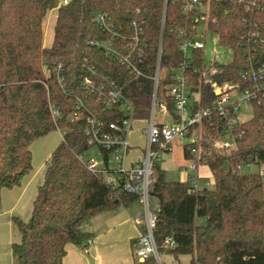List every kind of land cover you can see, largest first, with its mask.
Returning a JSON list of instances; mask_svg holds the SVG:
<instances>
[{"label":"trees","instance_id":"1","mask_svg":"<svg viewBox=\"0 0 264 264\" xmlns=\"http://www.w3.org/2000/svg\"><path fill=\"white\" fill-rule=\"evenodd\" d=\"M255 2L256 6L246 10L237 0H210V17L217 20L211 28L235 56L232 63L219 67L215 80L234 83L241 91H256L261 85L258 79L244 81L240 75L264 65V0ZM56 4L54 44L45 48L43 21ZM98 14L108 17L120 38H130L132 22L142 25L147 40L141 66L144 77L135 79L131 71L91 44L113 39L97 26ZM197 18L196 13L183 11L182 0H69L66 4L61 0H0V201L3 190L21 186L32 171L31 145L53 132H65L51 155L29 223L14 219L22 236L13 246L17 264H63L68 244L84 250L93 239L83 229L93 217L137 202L130 194L116 196L101 176L87 168L83 159L91 148L87 118L72 123L70 116L77 112L80 100L99 122L109 124L123 118L117 109L106 110L97 94L83 86L84 78L101 84L103 77L133 103L135 119L146 120L160 47L162 68H179L183 60L180 33L194 38L200 27ZM243 46L250 47L254 62L248 63ZM194 55L197 67L201 53ZM53 63L63 66L64 90ZM46 65L51 68L46 70ZM86 65L99 77L92 76ZM193 72L190 68L189 73ZM191 83L199 93L194 110L210 106L215 97L211 88L197 74ZM170 84L173 81L168 78L165 85ZM262 88L252 118L233 128L234 133L245 132L234 150L225 152L214 145L228 128L227 120L213 117L203 122L202 166L212 173V189L196 193L189 182L167 181L165 171L156 168L153 195L160 212L154 237L161 253L189 256L187 264H264V177L239 169L259 164L264 170ZM51 106L59 113L55 120ZM169 109L173 113L172 102ZM184 152L188 158L187 145ZM168 238L176 243L175 249L165 247ZM137 264L157 263L150 258Z\"/></svg>","mask_w":264,"mask_h":264},{"label":"built area","instance_id":"2","mask_svg":"<svg viewBox=\"0 0 264 264\" xmlns=\"http://www.w3.org/2000/svg\"><path fill=\"white\" fill-rule=\"evenodd\" d=\"M68 1L63 0V4ZM237 1L243 4L246 10L256 6L255 0ZM182 3L185 13H196L198 15L197 19L200 27L194 38L187 33H180L179 47L183 60L179 68L173 70L162 68L163 50L160 47L154 72L151 76L154 91L149 107V117L146 120L135 119L133 103L124 95L121 88L103 77L101 78V84H97L91 78H84L83 86L89 92L97 94L98 100L101 101L106 110L117 109L121 112L123 118L109 124L99 122L80 100L76 106L77 112L70 116L72 123L87 118V143L90 147L95 146L99 149L100 161L85 160L87 168L92 173L101 176L105 183L115 191L116 196L120 193L133 195L137 198V202L143 206L144 214L139 219L140 225H142L141 235L135 244V253L140 263L154 258L157 264H164L154 237V230L159 222L160 212V204L153 195L156 168L159 167L156 162L157 159L163 153L172 150L171 145L174 140H186L184 146H188V158H186L185 152L184 156L190 164L188 169L182 168L181 170L185 174L188 171L194 172L195 176L185 182H189L196 193L204 189H210V186L214 185L213 178L212 181H207L204 177L198 176V170L201 167H207L202 166L203 142L206 133L203 125L204 120H210L213 117L227 120L228 128L225 129L223 136L214 140V145L225 152L234 150L238 140L245 134L244 131L241 133L233 132V128L244 123L240 119L241 108L253 107V104L259 103V94L263 92L262 87H264V65L243 71L240 74L244 81L254 78L261 82L260 88L256 91H241L239 86L234 83L224 82L220 84L215 80L219 73V67L234 61V51L229 46L222 44L219 33L211 28V25L216 26L217 20L210 17V0H182ZM95 22L103 32L113 35V39L104 43L91 42V44L102 49L107 57L119 62L131 71L135 79L144 77L141 66L145 64L143 63V57L146 55L147 40L142 25L132 22L130 24V38H120L114 32L112 24L105 15L98 14L95 17ZM250 34L252 33L249 29L248 35ZM210 35H212L214 49L211 51V59L207 60V44ZM243 47L247 51L248 56L246 59L248 63L254 62L255 59L250 53V47ZM218 49H222V52L219 53ZM196 52L201 53L200 65L197 67L194 64L196 61L194 54ZM52 67L57 73L58 82L64 90V78L60 75L63 68L62 64L53 63ZM86 67L92 76L99 77L92 67L88 65ZM50 68V65L45 66L46 70ZM190 68L194 69L193 73H189ZM163 71L165 72L164 76H162ZM194 74L199 75L200 82L211 88L215 96L210 106L197 110H194V102L199 99V93L193 91L191 83ZM168 78L173 81V84L165 85ZM161 85L163 87L162 95H160ZM170 102L174 105L173 113L169 109ZM51 113L54 120L59 116L58 110L54 106H51ZM157 113L167 115L171 119L169 124L166 122L157 123L155 121ZM137 122L144 123L145 145L140 156L129 163V157L133 150L130 134ZM59 132L63 138L65 132ZM225 136H230L232 142L224 141ZM85 157L86 155H84ZM244 167L240 166L239 169L241 170ZM260 175L264 177L263 169H261ZM93 242V239L87 242L84 248L85 252L88 251ZM165 247L175 249L176 243L168 238L165 240Z\"/></svg>","mask_w":264,"mask_h":264},{"label":"crops","instance_id":"3","mask_svg":"<svg viewBox=\"0 0 264 264\" xmlns=\"http://www.w3.org/2000/svg\"><path fill=\"white\" fill-rule=\"evenodd\" d=\"M134 132L135 129L130 134L133 150L129 157V163L140 156L143 148H138L136 144L132 143L131 135ZM61 140L62 134L60 132L59 135L53 132L36 140L30 147L32 171L24 177L21 186L2 192L0 242L4 243L7 248L0 250V264L17 263L16 256L8 247L13 242L16 231H18L14 219L29 221L33 203L40 186L44 182L47 165ZM183 174L187 180L192 178L188 174ZM200 175L199 169L198 176L200 177ZM136 203L127 207L122 206L114 211L102 212L93 217L87 224L88 228L84 230L92 234L94 240L92 246L85 252L74 244H68L63 264H136L134 248L141 235L142 225H140L139 219L143 216Z\"/></svg>","mask_w":264,"mask_h":264},{"label":"rangeland","instance_id":"4","mask_svg":"<svg viewBox=\"0 0 264 264\" xmlns=\"http://www.w3.org/2000/svg\"><path fill=\"white\" fill-rule=\"evenodd\" d=\"M63 2V0H61ZM57 15H58V9L54 8L52 10H49L46 14V17L44 18L43 21V46L45 48H51L54 44V36H55V24L57 21ZM207 55L206 59L210 60L211 59V51H213L214 46H213V40H212V35L208 38V44H207ZM218 48V46H217ZM218 52H222V49H218ZM227 59V58H226ZM225 60V59H224ZM165 72H162V76H164ZM163 93V87L161 85L160 87V95ZM194 97V96H193ZM253 116V109L252 107H247V108H241V113H240V119L242 122L248 121L251 119ZM170 118L167 115H163L161 113H157L155 115V121L157 123L159 122H166L169 124ZM145 126L143 123L137 122L134 125L135 132L131 135V141L132 143L136 144L138 148H142L145 145V138L143 136V128ZM57 135H59V132L56 131ZM61 134V133H60ZM224 141H229L232 142V138L230 136H225L223 138ZM187 141L186 140H179L176 139L172 142L171 145V151L168 153H163L162 156L157 159V165L161 167L165 171V178L167 181L171 182H185L188 181L187 177L182 173V168H187L189 167V160H187L184 156V150L183 147ZM86 157L84 160L88 161L89 159H94L96 161H100L99 158V149L98 147H91L90 150L85 154ZM48 166V165H47ZM261 169H263L259 164H249L246 167L241 169V172L243 174H254L258 175L261 174ZM188 176L189 177H194L195 173L188 171ZM200 176L204 177L207 181H212V174L211 171L208 167H201L200 168ZM185 179V180H184ZM201 183V181H200ZM202 186V184H201ZM213 184L210 186V189L213 188ZM139 207L140 212L142 215L144 214L143 206L137 202L136 203ZM32 216V215H31ZM31 219V217H30ZM29 219V221H30ZM22 221H24L22 219ZM29 221L25 223H29ZM144 222V221H143ZM197 224H201L202 221L197 220ZM88 228V225H84L83 229L86 230ZM18 229V228H17ZM13 242L9 244V249L12 250V253H14L13 246L15 244H19L21 242L22 236L21 233L16 231L14 235ZM91 247V246H90ZM7 246L4 245V243L0 242V250L6 249ZM15 255V254H13ZM134 258L136 261V264L138 263L137 255L135 253V248H134ZM161 258L164 264H187L190 261L189 256H179L178 258H175L171 255H168L167 253H161ZM17 262V257L15 258ZM17 264V263H16Z\"/></svg>","mask_w":264,"mask_h":264},{"label":"water","instance_id":"5","mask_svg":"<svg viewBox=\"0 0 264 264\" xmlns=\"http://www.w3.org/2000/svg\"><path fill=\"white\" fill-rule=\"evenodd\" d=\"M55 7L57 8L58 7V4H56Z\"/></svg>","mask_w":264,"mask_h":264}]
</instances>
